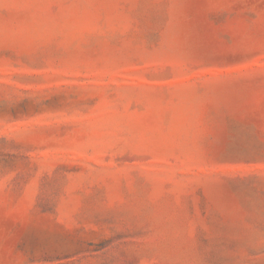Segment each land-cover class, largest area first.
<instances>
[{"label": "rangeland", "instance_id": "rangeland-1", "mask_svg": "<svg viewBox=\"0 0 264 264\" xmlns=\"http://www.w3.org/2000/svg\"><path fill=\"white\" fill-rule=\"evenodd\" d=\"M0 264H264V0H0Z\"/></svg>", "mask_w": 264, "mask_h": 264}]
</instances>
